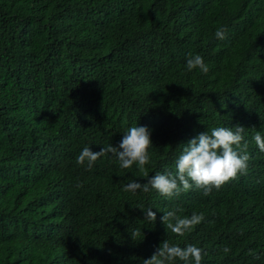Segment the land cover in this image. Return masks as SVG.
<instances>
[{"label": "trees", "instance_id": "16d2710c", "mask_svg": "<svg viewBox=\"0 0 264 264\" xmlns=\"http://www.w3.org/2000/svg\"><path fill=\"white\" fill-rule=\"evenodd\" d=\"M197 54L206 75L186 68ZM133 125L151 131L148 178L175 175L198 134L237 125L247 173L208 196L193 187L169 199L123 191L147 177L112 154L77 163L85 146L118 147ZM256 132L264 0H0V264H143L164 240L201 248V264H264ZM177 209L205 219L177 236L160 219Z\"/></svg>", "mask_w": 264, "mask_h": 264}, {"label": "clouds", "instance_id": "9594fccd", "mask_svg": "<svg viewBox=\"0 0 264 264\" xmlns=\"http://www.w3.org/2000/svg\"><path fill=\"white\" fill-rule=\"evenodd\" d=\"M226 31V28L219 27L215 32L216 38L225 39ZM186 68L188 71L199 69L205 75L210 71L209 65L199 54L190 55L186 61ZM244 132L245 129L237 125L234 128L214 127L210 131L198 134L183 147L176 161L175 175L157 172L148 178L145 165L150 162L148 150L152 147L151 131L145 126L137 125L127 129L118 147L109 144L99 152H92L88 146H85L77 157V163L84 164L87 161L88 167L91 168L100 157L112 154L122 169H129L136 164L138 170L147 177V182L130 181L123 191L133 195L155 190L161 196L170 199L194 187L202 190L204 196H208L213 189H220L229 180H234L238 174L247 173L250 157L247 153V142L244 141ZM253 140L258 149L264 152V137L256 132ZM177 211L179 209L166 211L160 218L161 223L177 236H183L186 231L205 219L203 213L194 212L190 217H180ZM143 212L145 220L150 223L155 222L156 214L151 209H145ZM141 234L140 230H136L132 235L140 236ZM202 251L195 245L182 248L164 240L151 258L145 259L143 264H173L176 259L183 261L184 264H190V261L201 264ZM230 251L229 247L223 248L225 254Z\"/></svg>", "mask_w": 264, "mask_h": 264}]
</instances>
